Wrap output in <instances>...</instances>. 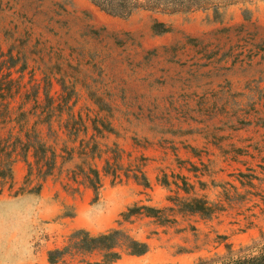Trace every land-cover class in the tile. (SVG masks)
I'll list each match as a JSON object with an SVG mask.
<instances>
[{"label":"rangeland","instance_id":"1","mask_svg":"<svg viewBox=\"0 0 264 264\" xmlns=\"http://www.w3.org/2000/svg\"><path fill=\"white\" fill-rule=\"evenodd\" d=\"M204 1L209 4L192 13L139 11L120 19L90 0H0V63L5 70L15 66V79L26 65L20 82L34 79L38 90L25 109L73 106L88 121L89 137H100L104 157L119 158L118 145L122 173L143 169L151 182L145 189L133 179L122 176L119 183L106 176L97 196L69 179L77 161L62 165L59 159L41 194H22L27 165L19 160L13 189L0 197V264H48V252L74 231L105 233L142 203L164 210L171 222L140 217L124 223L150 251L115 264H192L225 253L219 235L228 237L235 253L262 241L264 0ZM157 23L170 32L156 34ZM184 66L201 72L198 88L190 75L179 82ZM29 88L11 100L13 106L25 103ZM52 115L58 121L60 113ZM164 175L187 177L195 194L213 203L230 184L247 202L212 220L182 215L167 201L174 193L157 182ZM239 180L253 186L243 189ZM199 182L207 185L204 191Z\"/></svg>","mask_w":264,"mask_h":264},{"label":"trees","instance_id":"2","mask_svg":"<svg viewBox=\"0 0 264 264\" xmlns=\"http://www.w3.org/2000/svg\"><path fill=\"white\" fill-rule=\"evenodd\" d=\"M101 12L115 18L129 19L139 11L155 12L164 15H177L192 13L202 9V5H208L204 0H90ZM217 14V12H215ZM153 31L156 34L170 32L164 23H157ZM2 54L0 53V58ZM4 65V64H3ZM0 63V197L8 190L13 189L14 167L19 160L27 165V176L22 194H41L46 183L53 177L59 167V159L62 165L65 163L78 162L70 172V180L92 189L98 196L103 187V177L111 176L115 181L122 183V176L126 180L133 179L135 182L150 189L151 185L143 169L137 172H123V166L119 158H109L105 161L102 169L97 161H101L105 153L100 149L97 135L89 137L90 127L88 121L82 116L74 114V107L60 104L55 109L54 104H48L44 108L37 104L30 109H25L28 103L37 97V87L33 84L34 79L27 84L20 81L24 79L27 66L21 69L20 78L12 77V69L9 66L5 70ZM26 101L18 107L13 106L11 100L19 96L24 89ZM60 113L58 121H54L53 112ZM68 112V118L62 116ZM52 115V116H51ZM57 124V127H55ZM46 128V137L41 128ZM58 128V130H56ZM93 130H98L95 123ZM64 135V137H62ZM61 165V167H62ZM60 167V168H61ZM62 171V169H60ZM132 174V175H131ZM241 178L246 175L240 174ZM170 182L167 175L159 180L160 184L174 197H168L167 201L174 205L177 212L182 215L199 216L203 220H212L217 215L227 213L241 207L247 199L239 198V188L230 184L222 186L223 193L217 202H210L205 196L195 194V186L189 179L182 176H172ZM243 189L252 187V183H243L239 180ZM204 190L205 184H199ZM172 187L175 188L172 191ZM230 187L235 194L230 195ZM75 191L79 189H74ZM21 193H17L19 195ZM169 212H174L171 208ZM145 218L154 221L158 225L169 224L171 221L164 210L156 209L144 204H135L121 214L123 221L105 233L93 235L85 230H77L71 233L64 245L48 252V264H115L123 256L142 257L149 253L150 246L145 241L134 238L130 230L123 228L124 223H132L134 218ZM262 241L250 247L243 248L235 253L233 245L226 243L227 236H217L224 245L225 253L214 254L212 257H201L192 264H264V234ZM97 257L98 261L91 258Z\"/></svg>","mask_w":264,"mask_h":264},{"label":"crops","instance_id":"3","mask_svg":"<svg viewBox=\"0 0 264 264\" xmlns=\"http://www.w3.org/2000/svg\"><path fill=\"white\" fill-rule=\"evenodd\" d=\"M188 69H189V67H186V66H184V67H179L178 68V70H179V82L180 83H182V84H185V83H187V78L189 77V75H190V77H191V85H192V87H199V74L201 73L200 71L198 72L197 71V69H190V72H188ZM195 70V71H194ZM148 82L149 83H151L152 81H153V78L152 77H148ZM116 147L119 149V151H120V155H121V157H122V154H123V151H122V149H120L119 148V146L118 145H116ZM105 156V155H104ZM103 156V158H102V160H101V162H103L104 161V165H105V161L106 160H109V158L107 157H104ZM97 162H100V161H97ZM103 165V166H104ZM103 166L102 167H100L99 166V168L100 169H102L103 168ZM145 174H146V172H145ZM168 176V175H167ZM172 176H177V175H171L170 177L168 176V178H169V181L170 182H172V181H174L173 179H172ZM179 176H181V175H179ZM146 177L148 178V176H147V174H146ZM164 177V176H163ZM182 177H184V176H182ZM160 178V177H159ZM157 179V182H158V184H160V182H159V180L160 179ZM187 178V177H186ZM103 179H104V177H103ZM172 179V180H171ZM129 180H131V179H129ZM129 180H127V181H129ZM149 180V179H148ZM189 182H190V180H189ZM149 183H150V185H151V182H150V180H149ZM191 183V182H190ZM201 182H199V184H200ZM192 184V183H191ZM204 184V183H203ZM161 185V184H160ZM192 185H194L195 186V188H196V190H195V192L197 191V186H196V184H192ZM162 186V185H161ZM163 187V186H162ZM200 187V186H199ZM219 187V186H218ZM151 188V187H150ZM165 188V187H164ZM174 187H172V189H173ZM207 188V185H205V188H203L204 190ZM201 189V188H200ZM204 190H202V191H204ZM170 193V192H169ZM143 204V203H142Z\"/></svg>","mask_w":264,"mask_h":264}]
</instances>
